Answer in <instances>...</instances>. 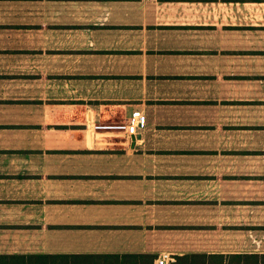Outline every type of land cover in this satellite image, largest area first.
Instances as JSON below:
<instances>
[{"label": "crops", "instance_id": "crops-1", "mask_svg": "<svg viewBox=\"0 0 264 264\" xmlns=\"http://www.w3.org/2000/svg\"><path fill=\"white\" fill-rule=\"evenodd\" d=\"M162 253L264 256V0H0V256Z\"/></svg>", "mask_w": 264, "mask_h": 264}, {"label": "built area", "instance_id": "built-area-1", "mask_svg": "<svg viewBox=\"0 0 264 264\" xmlns=\"http://www.w3.org/2000/svg\"><path fill=\"white\" fill-rule=\"evenodd\" d=\"M147 123L146 114L140 109H134L128 115V117L119 123L114 124H98L94 125V128L100 129H117L123 131L127 135L135 134L138 130L145 128ZM155 264H179L177 260L168 253L160 254L156 260Z\"/></svg>", "mask_w": 264, "mask_h": 264}, {"label": "trees", "instance_id": "trees-1", "mask_svg": "<svg viewBox=\"0 0 264 264\" xmlns=\"http://www.w3.org/2000/svg\"><path fill=\"white\" fill-rule=\"evenodd\" d=\"M28 256H23V255H5V256H0V258H4L3 261H1L0 263L1 264H24L26 263L27 261V258ZM235 257H238L239 259H236L235 261H228L229 263H233V264H240L242 262H248L245 261V257L244 256H236ZM25 258V260L23 259ZM19 259H22L23 261H19ZM5 260V261H4ZM256 263H259V264H264V256H260L259 258L255 259Z\"/></svg>", "mask_w": 264, "mask_h": 264}]
</instances>
